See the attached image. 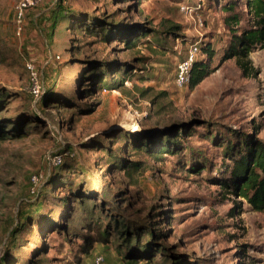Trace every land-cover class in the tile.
<instances>
[{
    "label": "rangeland",
    "instance_id": "374dc122",
    "mask_svg": "<svg viewBox=\"0 0 264 264\" xmlns=\"http://www.w3.org/2000/svg\"><path fill=\"white\" fill-rule=\"evenodd\" d=\"M19 1L0 0V92L6 93L0 119L26 132L0 141V261L73 264L86 232L81 220L89 219L79 215L81 198L93 209L103 206L104 225L112 215L150 230L155 260L162 261V246L185 264H264V209L254 211L221 189L214 179L221 150L205 137L258 124L264 139V49L248 54L249 74L235 58L219 61L228 39L223 13L207 9L213 0H63L77 20H94L99 29H133L131 40L151 32L134 47L118 33L107 40L65 22L50 34L51 0L26 11L17 35ZM248 24L244 16L240 26ZM209 39L218 51L210 62L216 68L194 88L177 87L176 66L188 46ZM28 61L43 85L52 78L42 104L43 86L37 98L30 92ZM100 65L112 79L120 69L134 73L119 89L85 91L93 76H83ZM174 133L179 152L158 153L163 137ZM64 162L72 169L62 168ZM112 224L108 248L95 245L92 253L125 264Z\"/></svg>",
    "mask_w": 264,
    "mask_h": 264
},
{
    "label": "trees",
    "instance_id": "16d2710c",
    "mask_svg": "<svg viewBox=\"0 0 264 264\" xmlns=\"http://www.w3.org/2000/svg\"><path fill=\"white\" fill-rule=\"evenodd\" d=\"M213 1V3H207V9L222 12L224 15V28L227 29L226 33L228 40L224 46H222L219 61L235 58L243 72L249 74L251 71V61L248 58V54L256 48L264 49V0ZM44 2L45 0L40 4ZM47 9V20L49 23L47 27L50 34H53L57 25L65 22L69 25V29L84 30L94 35L99 33L107 40L113 33H118L120 37H124V40L129 43L131 47H134L151 33L148 32L147 34V32H143L139 34V36L135 35L134 40H131L129 35L135 34L134 31H132L133 29L127 30L122 27L118 29L115 28L116 30L113 28L111 30L109 28L99 29L95 25L96 22L94 20H77V16H73L75 15L73 7L70 4H63V0H51ZM244 16H247L249 24L248 26L241 27L240 21ZM198 46L200 48L191 67L187 84L189 88H194L216 68L210 67V62L214 60L215 55L218 53L214 48L212 40H202ZM99 67V71L95 74L90 73L83 76H93L91 77L93 80L91 86H87L85 91H98L104 87L119 89L122 87L123 82L131 78L134 73L132 70H128V68L120 69L119 78L112 79L110 70L103 68L101 65ZM50 74L52 73L50 72ZM51 81V75H47V79L45 78L43 85L44 95L40 99V104L44 101L47 92L51 91L53 87L50 85ZM5 98L6 93L0 92V104L6 100ZM12 121L4 122L0 119V141L12 137H23L25 135L26 132H22L24 129L20 128L21 126L19 124L15 125ZM259 129L260 126L258 124H253L250 131L244 129L239 131L233 128L227 129V131L216 129L205 136L212 144L218 146L221 150V168L218 172L219 175L214 179L222 190L227 194L243 199L254 211H262L264 209V139L258 136ZM179 136L180 134L178 133L164 136L163 141L160 142V151H158V153L163 151L178 153ZM144 145V149L150 151L151 146L146 143ZM110 157L116 159V156L110 155ZM225 160H227V162ZM119 163L120 166H124L125 161L121 159ZM132 165L133 163L128 166V169H133L134 167ZM66 167L69 170L72 169V167L65 162L62 163V168L65 169ZM72 193H79L82 195V190L78 187H74ZM30 194L33 195V192H30ZM77 201L79 205L77 206L80 212L79 215L84 212L85 215H89V219L81 220V225L86 229V232H80L81 243L78 245L73 264H83L87 259L89 260V258L91 259L95 254H98L99 252L92 253L95 245L104 246L105 249L103 251L108 248V244L111 242L110 232H113L110 228L112 222L113 227L112 225L111 227L117 232L119 237L117 242L115 241L116 250L118 254L121 255L119 259L123 260L125 264H138L141 260H145L149 264H185L184 260L180 259V257L171 256L167 251H163L162 246L160 247V253L163 255L161 256L162 261L155 260V252H153L155 247L150 241V230L144 227L139 228L140 225L138 226L135 222L133 224L131 220L129 221L124 218V220L122 218L120 220L115 219L112 215L109 217L107 216L108 221L104 225V218L101 216L102 211L100 208H103L102 205L93 209V203L88 204L87 201L85 202L81 198ZM63 203L65 202L63 201ZM37 208L39 207H36V209ZM25 216L26 212L24 214V217ZM64 216L66 220L70 219V216H66V210L63 213V217ZM45 218L49 219L48 216H45ZM51 220L53 219H50V221ZM138 222L141 221L138 220ZM57 224L59 225L60 221H58ZM140 224L142 225V222ZM158 235H161V233ZM5 259H7V256H4L0 264H6L4 261ZM24 264H28V261ZM105 264H107L106 261Z\"/></svg>",
    "mask_w": 264,
    "mask_h": 264
},
{
    "label": "built area",
    "instance_id": "2783aa9c",
    "mask_svg": "<svg viewBox=\"0 0 264 264\" xmlns=\"http://www.w3.org/2000/svg\"><path fill=\"white\" fill-rule=\"evenodd\" d=\"M44 0H20L16 6L15 10V29L16 34L19 35L24 26L25 14L26 11L40 4ZM181 11L188 12L190 10L187 6H180ZM199 51V46L197 41L191 43L184 55V58L177 63L176 72L174 77V83L177 87H183L188 84L190 70L193 65L194 60L196 59L197 53ZM49 60V58H48ZM24 67L28 72L30 79V92L37 98L41 92L43 82L40 78V71L32 61L24 63ZM32 181L36 180L35 177L31 178ZM83 264H105V259L103 254H95L91 259L85 261Z\"/></svg>",
    "mask_w": 264,
    "mask_h": 264
}]
</instances>
